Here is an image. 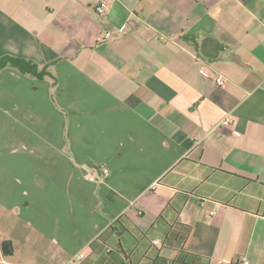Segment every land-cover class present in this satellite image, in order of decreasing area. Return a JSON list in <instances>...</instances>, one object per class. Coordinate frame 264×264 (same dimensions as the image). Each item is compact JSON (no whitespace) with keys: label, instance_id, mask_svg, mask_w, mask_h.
Here are the masks:
<instances>
[{"label":"crops","instance_id":"obj_1","mask_svg":"<svg viewBox=\"0 0 264 264\" xmlns=\"http://www.w3.org/2000/svg\"><path fill=\"white\" fill-rule=\"evenodd\" d=\"M97 1L0 0V264H264V0Z\"/></svg>","mask_w":264,"mask_h":264},{"label":"trees","instance_id":"obj_2","mask_svg":"<svg viewBox=\"0 0 264 264\" xmlns=\"http://www.w3.org/2000/svg\"><path fill=\"white\" fill-rule=\"evenodd\" d=\"M56 63L57 61H51L44 65H40L38 62L30 58L11 54H3L0 56V74L5 68L11 67L18 70L22 74L31 76L32 78L41 80L45 78H51L55 83L57 77L53 73L52 67Z\"/></svg>","mask_w":264,"mask_h":264},{"label":"built area","instance_id":"obj_3","mask_svg":"<svg viewBox=\"0 0 264 264\" xmlns=\"http://www.w3.org/2000/svg\"><path fill=\"white\" fill-rule=\"evenodd\" d=\"M109 7H110V1L109 0H98L96 2V4H95V11L98 14H100V15H104L108 11ZM131 16H132V14H131ZM131 16H130V19H131ZM104 37L106 39L111 38L112 37L111 31H107L104 34ZM216 82L218 84L224 83V77L222 75L217 76L216 77ZM224 123L227 124V125L230 124L231 123V119H226L224 121ZM104 173L107 174L108 170L105 169ZM91 178H93V177H91ZM152 243L154 245L160 247V248L164 246V243L160 239H153ZM84 256H85L84 253H82V254H80L79 258L82 259ZM245 263L248 264V261H245Z\"/></svg>","mask_w":264,"mask_h":264},{"label":"rangeland","instance_id":"obj_4","mask_svg":"<svg viewBox=\"0 0 264 264\" xmlns=\"http://www.w3.org/2000/svg\"><path fill=\"white\" fill-rule=\"evenodd\" d=\"M27 76V75H26ZM57 77V76H56ZM28 78L30 79V77L28 76ZM28 78H26V79H28ZM26 79H24L23 81L25 82V81H28V80H26ZM57 80H55V85H57L58 84V82H59V79H58V77L56 78ZM54 81V80H53ZM25 87H26V85L24 84V87H20V88H24V93H25V95H24V97L28 100V96H30V94H29V92H27V91H25ZM22 92H23V90H22ZM34 111H33V113H34V116H35V114H38V112H39V116L41 117V119H44V120H49V115H48V113H47V111L46 110H39V109H33ZM93 170V169H92ZM95 174H96V172L95 171H93ZM167 251V250H166ZM164 252V251H163Z\"/></svg>","mask_w":264,"mask_h":264}]
</instances>
